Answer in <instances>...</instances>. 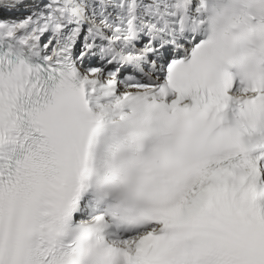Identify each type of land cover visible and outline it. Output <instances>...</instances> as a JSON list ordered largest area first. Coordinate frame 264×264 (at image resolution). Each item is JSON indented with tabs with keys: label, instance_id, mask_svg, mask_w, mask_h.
Returning a JSON list of instances; mask_svg holds the SVG:
<instances>
[{
	"label": "snow or ice",
	"instance_id": "snow-or-ice-1",
	"mask_svg": "<svg viewBox=\"0 0 264 264\" xmlns=\"http://www.w3.org/2000/svg\"><path fill=\"white\" fill-rule=\"evenodd\" d=\"M0 264H264V0H0Z\"/></svg>",
	"mask_w": 264,
	"mask_h": 264
}]
</instances>
